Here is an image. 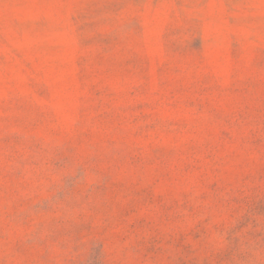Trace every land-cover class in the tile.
<instances>
[{"label": "rangeland", "instance_id": "obj_1", "mask_svg": "<svg viewBox=\"0 0 264 264\" xmlns=\"http://www.w3.org/2000/svg\"><path fill=\"white\" fill-rule=\"evenodd\" d=\"M0 264H264V0H0Z\"/></svg>", "mask_w": 264, "mask_h": 264}]
</instances>
